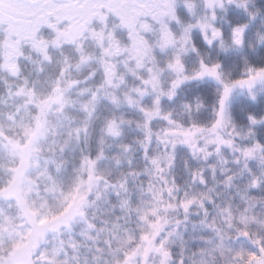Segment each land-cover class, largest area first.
<instances>
[{"label":"snow or ice","instance_id":"snow-or-ice-1","mask_svg":"<svg viewBox=\"0 0 264 264\" xmlns=\"http://www.w3.org/2000/svg\"><path fill=\"white\" fill-rule=\"evenodd\" d=\"M262 49L264 0H0V264H264Z\"/></svg>","mask_w":264,"mask_h":264},{"label":"trees","instance_id":"trees-1","mask_svg":"<svg viewBox=\"0 0 264 264\" xmlns=\"http://www.w3.org/2000/svg\"><path fill=\"white\" fill-rule=\"evenodd\" d=\"M236 15H239V13L238 12H234V11H230L229 12V16H236ZM261 51L264 52V49H262ZM247 54L248 55H252V53H247ZM230 55L238 57L240 55V53H233V54H230ZM212 87H213V85H212L211 81L202 83L199 86H197L195 84L189 85L188 89L181 93V97L180 98H186V97H189V96L194 95L196 93H203L205 91L210 92ZM262 95H264V94H262ZM246 104H247V101L245 100V97H243V96L234 97L233 98V101H232L233 111H234L235 118H236V120L238 122L241 119L239 109L242 106H245ZM169 106H171V105H169ZM135 134L136 133H135L134 129L126 130V135L127 136H131V135H135ZM257 135H258V138L261 137V136H264V127H261L260 129L257 130ZM180 152H182V150H180ZM189 160H190L191 164H196V162L195 161H191L190 158H189ZM252 166L254 167V163H253ZM176 171L178 173L182 174V159H181L180 154H178V157H177V169H176Z\"/></svg>","mask_w":264,"mask_h":264},{"label":"rangeland","instance_id":"rangeland-1","mask_svg":"<svg viewBox=\"0 0 264 264\" xmlns=\"http://www.w3.org/2000/svg\"><path fill=\"white\" fill-rule=\"evenodd\" d=\"M262 94H264V93H262ZM240 96H243V97H244V95H242V94H240V93L235 94L234 97H240Z\"/></svg>","mask_w":264,"mask_h":264}]
</instances>
